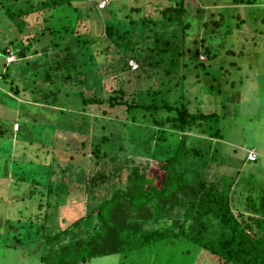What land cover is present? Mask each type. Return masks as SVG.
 Segmentation results:
<instances>
[{
	"label": "trees",
	"instance_id": "16d2710c",
	"mask_svg": "<svg viewBox=\"0 0 264 264\" xmlns=\"http://www.w3.org/2000/svg\"><path fill=\"white\" fill-rule=\"evenodd\" d=\"M97 1L95 0V5ZM74 3L75 0H0V26L6 30L11 26L10 36L17 38L21 33L31 29L25 28L28 23L26 16L39 12L44 26L37 30L35 39L40 43L39 50L51 47L55 51L58 48L57 54L59 53L61 58H56L55 64L50 65V69L54 71L62 69L55 73L57 79L63 83L72 81L85 83L87 88L94 90L86 92L79 88V96H83L80 100L81 105L78 104L81 106L80 111L75 119L70 116L63 119L70 130L59 127L54 134L51 125L52 140L61 141L68 150L72 148L74 151L70 155V161L59 157L53 158L52 161L56 160L57 163L65 161V164L75 166L80 175L79 182L84 184L85 190L97 185L99 180L107 178L106 173L100 170L89 176V164L93 160L98 162L108 157L113 162L112 173L116 174L125 168L127 174L122 185L111 181L108 193L94 205L89 206L85 214L70 220L63 218L57 230H54V221L49 222L54 211L52 209L56 204L63 203L64 191L72 196L77 194V190L67 188L68 186L65 189L60 188L55 183V180H60L57 179L58 175L48 180L42 177L29 180L28 165L31 161L22 158L20 164L11 161L12 171L19 178L11 179L10 188L15 190L17 187L25 188L31 213L25 215L19 213L16 220L8 218L5 221L2 230L8 241L7 246L27 249L43 264H90L94 258L118 255H122L121 259L117 258L120 262L118 263L122 264L134 258L132 252L142 251L156 242L165 240L173 244L181 241L189 246H198L223 264H264V179L258 177L257 172L248 166V163L258 161L259 157L254 160L246 158L247 163L242 168L244 174L240 177L237 171L233 177L223 176L220 179L218 176L220 173L209 170L211 162H217V156L214 155L217 150L215 143L224 140L220 121L226 118L237 121L241 117L240 109L246 104L236 101L234 95H238L239 91L234 90L233 96H229L228 93L231 94L229 89L223 92L206 89L207 93L214 92L213 98L216 100L214 104H219L216 110L191 111L187 106L189 101L186 99L184 74L180 75L181 81L176 84L180 85L181 89L173 90L164 84L156 89L148 82L145 84L146 88L129 92L128 85L124 86L122 80L124 77L129 81L134 80V76L136 79L139 78L140 70L136 72L126 70L116 75L113 81L109 79L116 84L110 85V92L105 95L103 69L98 65L95 73L93 66H96L97 62L92 60L91 54L86 53L88 44L96 43V40L86 35L87 26L83 24L85 15ZM195 3V0H174L160 8L162 17L157 21L154 18L148 19L144 14L137 19L138 21L131 20L132 18L129 21L123 20L121 26L114 23L113 12L109 18L102 19L98 9L103 8L93 5L86 10L93 8L99 16L98 23H103L104 38L117 46L122 54L124 67H129L130 57L142 68V63H145L147 57L141 53V49L155 53L159 58L172 54L182 55L177 41H171L166 34L172 28H178L182 37L186 35L190 26L187 19L189 8ZM212 23L218 24L216 21ZM129 24L135 27L132 28ZM241 24L238 20L234 28L240 29ZM216 32L220 33L221 30ZM226 33L231 34V28ZM148 39H152V44L147 43L145 47H138L139 41L145 42ZM205 41V39L200 41L201 44L195 41L193 49L195 59L190 63H195L196 67L207 68L204 61L196 60L200 53L211 59L223 49L211 40L205 45ZM13 46L17 49L14 50ZM29 47L30 44L26 45L23 42L16 47L11 46L17 59L26 57ZM235 49L234 45H230L228 52L237 55L239 60L247 57L243 47L238 51ZM83 50L88 56L87 61L79 57ZM1 53L6 55L7 47H3ZM41 53L48 55L47 52ZM173 59V63L177 64V58L170 56V62ZM90 61H93V65ZM228 62L233 65L232 59ZM236 64V72L242 70L245 74L244 77L238 76L237 80H232L234 85L239 79L243 82L248 76V69L238 60ZM183 65L186 67L187 64ZM76 67L79 70H76ZM4 71L7 73V70L3 69L2 77H5ZM87 71L93 72L98 82L91 84L92 78L89 79ZM33 72L38 75V69ZM254 76L258 77L257 72H254ZM51 77L52 74L47 69L44 79L49 81ZM9 84L3 88L9 87L13 95L19 96L20 89L14 80H10ZM96 85L101 87L97 92ZM23 88L35 94L32 87ZM198 95L200 96V91ZM251 99L257 100L256 95H251ZM91 103H108L112 107L124 106L127 119H131L128 130L114 134L111 129L99 135L92 134L89 130L92 126L90 120L79 115ZM103 113L106 114L105 111ZM140 116L146 117L145 125H140ZM257 117V114L246 116L244 123L247 125ZM79 118L80 121H77ZM65 130L68 131L64 132ZM0 132L3 133L2 130ZM76 140H82L81 146L90 144V156L76 150L77 147L74 146ZM35 142L40 146L52 144ZM126 142L129 149L125 152L123 144ZM30 148L24 146L22 153L28 152ZM37 149L38 147L34 150V156H37ZM40 153L44 154L46 160L49 151L45 149ZM77 154L83 157L75 158ZM138 160L140 164L137 163ZM47 162L50 163L48 159ZM217 164L220 165L218 162ZM47 167L51 166L48 164ZM37 172L35 170L33 174ZM50 172L55 173L52 168ZM72 183L78 187L76 181ZM235 186L242 188L237 196L234 195L237 192ZM44 193H47V197L42 199L40 195ZM24 198L20 196L21 200H25Z\"/></svg>",
	"mask_w": 264,
	"mask_h": 264
},
{
	"label": "rangeland",
	"instance_id": "374dc122",
	"mask_svg": "<svg viewBox=\"0 0 264 264\" xmlns=\"http://www.w3.org/2000/svg\"><path fill=\"white\" fill-rule=\"evenodd\" d=\"M173 1L98 0L95 5V0H75L74 4L79 6L85 15L83 24L87 26L86 35L96 40V43L88 44L89 47L86 53L91 54L92 60L97 62L96 66H93L95 73L98 65L103 69L104 94L108 95L111 89L110 85L115 86L116 84V82H110L109 79L113 81L116 75H120L126 70L133 72L140 70L138 72L139 78L136 79V76H134V80L129 81L126 80L127 77H124L122 80L124 86L128 85L127 90L129 92L140 90L139 88L143 89V87L146 88L145 84L148 82L153 84L156 89H159L163 84L172 89H181L180 85L176 86V84L181 81L180 75L184 74L186 76V99L189 101L187 106L191 111L211 112L216 110L219 104H214L216 103L213 98L214 92L207 93L206 89L211 91L221 90V92L229 89L231 91V94L228 93L229 96H233V91L238 90L239 94L234 95L236 101L238 100L237 102L240 104L241 102L246 104L240 109L241 112L238 111L241 117L237 121L230 118L220 121L224 140L215 143L217 150L214 152L220 165L216 161H212L209 170L220 173L218 174L220 179L223 176L233 177L237 171H239L238 177H240L244 174L242 168L247 163L246 158L254 160L258 156L259 160L248 163V166L257 172L258 177L264 179V0H195V5L189 8L190 13L187 19L190 26L187 28L186 35L182 37L181 31L177 30L178 28H172L171 31L173 30V32L170 31L166 34L171 41H177L176 44H179L182 55L172 54L167 55L165 58H159L157 54L150 51L145 52L144 49H141V53L147 57L145 63H142V68L139 67L140 65L136 60L130 57L128 58L129 67H124L122 54L118 51L117 46L111 40H105L104 38L103 23H98L99 16L101 15L102 19L109 18L113 12L115 14L114 23L119 26L122 25L123 20L129 21L132 18L131 20L138 21L137 19L143 17L144 14L148 19L154 18L157 21L162 17L160 8L166 4H171ZM93 5L98 8L104 6V10L98 9L100 11L99 16L96 15L93 8L89 11L86 10L90 6L93 7ZM26 19L29 24L27 23L25 28L30 27L31 29L21 33L17 38L10 36V33H12L11 26L7 30L0 26V130L3 131V133L0 132V264H43L38 257L33 256V253L27 249L8 247V241L2 230L8 218L16 220L19 213L24 215L31 213L27 204L28 199L25 188L17 187L16 190L10 188L11 179L13 177L15 179L19 178L12 171L11 161L14 160L15 164H20L21 158L31 161L28 165L29 180L32 178L41 179V177L48 180L54 175H58L57 179L61 181L55 180V183L60 188L65 189L68 186L67 188L77 190V194H72V196L64 191L65 199L63 203L56 204L52 209L54 211L49 218V222L54 221V230H57L63 218L70 220L85 214L89 206L94 205L108 193V189L112 185L111 181L116 182L117 185H122L127 174L125 168L116 174L112 173L114 171L113 162L108 157L100 159L98 162L93 160L89 164V176L100 170L106 173L107 178L99 180L97 185L85 190L84 184L79 182L78 169L73 165H68V163L65 164V161L71 160L70 155L74 151L72 148L68 150L63 142L52 140L51 125L54 128V134L59 127L70 130L64 124L63 119L67 116L75 119L80 111V100L83 96H79V88L86 92L94 90L87 88L85 83L79 84L72 81L65 82V84L57 79L55 73L62 71V69L54 71L50 67L55 64L54 60L56 58H61L60 54H57L58 48L55 51L51 47L47 50H45L46 48L39 50L40 43L36 42V32L44 26L42 15L35 12L26 16ZM238 20L242 23L240 29L234 28ZM212 21H216L219 26L212 23ZM129 25L132 28L135 27L133 24ZM159 26L161 27V24ZM229 28H231V34L226 33ZM218 30H221V32H216ZM204 39L206 40L205 43L203 42L205 45L211 40L214 44L223 48L216 57L211 59L204 53L198 55L196 60L204 61L207 68L196 67L194 66L195 63H190L191 60L195 59V56H193L195 41L201 44L200 41H204ZM21 42L26 45L30 44L27 56L23 59H17L18 57L14 52L9 55L13 49H17L14 46L12 49L11 46L15 45L16 47ZM147 43L152 44V39L145 40V42L139 41L138 47H145ZM230 45H234L236 51L243 47V52L247 54V57L239 60L237 55H231L228 52ZM3 47H7L8 53L6 55L1 53ZM188 48L190 49L188 50ZM42 51L47 52L48 55L45 56L41 53ZM84 52L85 50L80 53L79 57L87 61L88 56ZM50 53L52 54L50 55ZM7 56L14 57L10 65L6 64L8 62ZM170 56L171 58H177L178 63L174 64V59L170 62ZM231 59L233 65L228 62ZM132 60L137 64V68H132L129 64ZM236 60L243 64V67L247 68L249 72L247 71L248 76L245 77L243 82H240L239 79L234 85L232 80H237L238 76L244 77L245 74L242 70L236 72ZM93 61H90V64L93 65ZM184 63L187 64L186 67H184ZM3 69L7 70L6 74V71L3 73L5 77L1 76ZM37 69L38 75L33 72ZM47 69L52 74L49 81L44 79ZM76 70L79 69L76 67ZM32 72L33 74H31ZM254 72H257L258 77L254 76ZM86 73L90 80L92 78L91 84L98 80V78L95 79L93 72L87 71ZM10 80H14L15 84L18 85L20 89L19 96L13 95L9 91V87L3 88V86L10 85ZM22 84L25 88L27 86L32 87L35 94L33 95V92L30 93L29 90H25L23 86L21 87ZM100 89V86H95V92ZM198 91H200V96ZM251 95H256L257 100H250ZM78 104L80 105L78 106ZM245 111L246 113H244ZM255 114L258 117L253 121H249L246 125L244 117ZM79 115H83V117L90 120L92 126L89 130L94 135H99L111 129L114 134L121 133L128 130V125L131 124V119H127L124 106L112 107L108 103L88 104ZM148 115L147 112L146 116L148 117ZM145 119L146 117L142 118L140 116V125L146 124ZM77 121H80V118ZM13 130L15 131L13 132ZM32 138L35 141L52 142V144L40 146L31 140ZM80 143H82V140H76L74 143V146L77 147L76 150L90 156V144L87 143L85 146H81ZM24 146L31 148L28 152L22 153ZM36 147H38V152L37 156H34ZM123 147L126 152L129 149L128 142L124 143ZM45 149L49 151L47 159L50 163L47 162V159L44 160V154L40 153L41 150ZM249 152L253 154V157L249 158ZM58 157L65 161H59L58 163L56 160L52 161L53 158ZM76 157H83V155L77 154ZM137 163L140 164V160ZM48 164L51 167H47ZM75 164L78 163L75 162ZM51 168L55 173L50 172ZM35 170L38 171L37 174H33ZM74 181L78 183V187L73 185L72 182ZM61 182L66 183L62 184ZM235 188L237 192L234 195L237 196L242 188L236 186ZM21 195L25 197V200L20 199ZM40 197L45 199L47 193L40 195ZM69 201H72V203ZM29 247H32V245H29ZM132 255H134L133 259L122 264H223L215 256L198 246H189L181 241L170 244L162 240L151 244L142 251L132 252ZM117 258L121 259L122 255L94 258L90 261V264H119Z\"/></svg>",
	"mask_w": 264,
	"mask_h": 264
},
{
	"label": "built area",
	"instance_id": "2783aa9c",
	"mask_svg": "<svg viewBox=\"0 0 264 264\" xmlns=\"http://www.w3.org/2000/svg\"><path fill=\"white\" fill-rule=\"evenodd\" d=\"M12 59H14V57H11V58L9 56L7 57V61L8 62H10ZM130 65H131L132 68H136L137 67V64L134 61H132L130 63ZM248 156H249V158H251V157H253V154L251 152H249Z\"/></svg>",
	"mask_w": 264,
	"mask_h": 264
},
{
	"label": "clouds",
	"instance_id": "9594fccd",
	"mask_svg": "<svg viewBox=\"0 0 264 264\" xmlns=\"http://www.w3.org/2000/svg\"><path fill=\"white\" fill-rule=\"evenodd\" d=\"M103 7H104V6H102V7H100V8H103ZM10 54H13L12 51L9 53V55H10ZM7 57H8V56H7ZM7 57H6V59H7ZM132 61H133V60H132ZM11 62H12V61H10V62H6V63L9 64V63H11ZM129 64H130V62H129Z\"/></svg>",
	"mask_w": 264,
	"mask_h": 264
}]
</instances>
